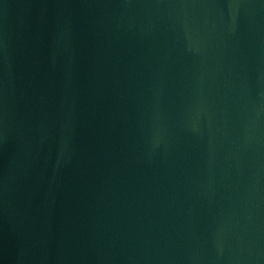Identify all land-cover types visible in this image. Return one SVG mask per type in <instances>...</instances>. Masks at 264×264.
<instances>
[{
    "label": "water",
    "instance_id": "95a60500",
    "mask_svg": "<svg viewBox=\"0 0 264 264\" xmlns=\"http://www.w3.org/2000/svg\"><path fill=\"white\" fill-rule=\"evenodd\" d=\"M54 264H264V0H82Z\"/></svg>",
    "mask_w": 264,
    "mask_h": 264
}]
</instances>
